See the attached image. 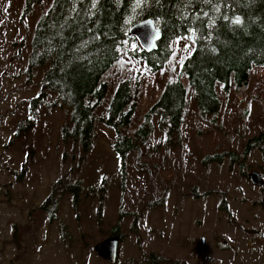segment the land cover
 Returning <instances> with one entry per match:
<instances>
[{
    "label": "rangeland",
    "instance_id": "rangeland-1",
    "mask_svg": "<svg viewBox=\"0 0 264 264\" xmlns=\"http://www.w3.org/2000/svg\"><path fill=\"white\" fill-rule=\"evenodd\" d=\"M52 4L43 0L27 14L26 0H0V264H112L95 246L114 230L116 264H264V187L249 178L253 170L264 176V150L249 146L264 132V67L244 85L218 83L220 107L205 116L182 70L194 38L173 39L158 70L128 44L102 78L107 93L85 150L64 137L65 102L42 94L45 70L29 68L37 22ZM124 80L135 107L126 135L169 82L187 88L181 126L171 129L155 113L125 169L117 132L102 120Z\"/></svg>",
    "mask_w": 264,
    "mask_h": 264
},
{
    "label": "trees",
    "instance_id": "trees-1",
    "mask_svg": "<svg viewBox=\"0 0 264 264\" xmlns=\"http://www.w3.org/2000/svg\"><path fill=\"white\" fill-rule=\"evenodd\" d=\"M42 1L26 0L25 12L31 13ZM148 17L163 34L152 52L140 48L129 34L135 23ZM182 36H191L196 43L183 64V73L196 92L202 114L212 115L220 107L218 83L226 90L232 78L237 85H244L255 66L264 67V0H53L37 22L29 68L44 69L42 94L54 91L68 106L70 123L64 128L65 139L89 150L96 125L95 108L108 88L102 78L128 44L136 43L130 54L144 58L148 67L158 70L172 55L171 41ZM132 100V84L124 80L102 119L117 132L114 149L123 169L138 140L143 143L150 135V119L155 113L171 129L181 126L187 88L181 80L169 82L146 121L134 135H126L123 131L135 111L134 105L130 106ZM29 123L26 119L25 125ZM249 146L264 150V132L253 137Z\"/></svg>",
    "mask_w": 264,
    "mask_h": 264
},
{
    "label": "water",
    "instance_id": "water-1",
    "mask_svg": "<svg viewBox=\"0 0 264 264\" xmlns=\"http://www.w3.org/2000/svg\"><path fill=\"white\" fill-rule=\"evenodd\" d=\"M129 34L134 36L143 50L152 52L158 48V42L162 38V30L157 26L151 17L145 18L135 23L129 30ZM249 178L254 185L264 186V178L257 170L249 174ZM120 236L111 235L100 241L95 246L96 253L104 260L116 264L119 255Z\"/></svg>",
    "mask_w": 264,
    "mask_h": 264
},
{
    "label": "snow or ice",
    "instance_id": "snow-or-ice-1",
    "mask_svg": "<svg viewBox=\"0 0 264 264\" xmlns=\"http://www.w3.org/2000/svg\"><path fill=\"white\" fill-rule=\"evenodd\" d=\"M237 23H239L240 21H239V19H237V21H236Z\"/></svg>",
    "mask_w": 264,
    "mask_h": 264
},
{
    "label": "flooded vegetation",
    "instance_id": "flooded-vegetation-1",
    "mask_svg": "<svg viewBox=\"0 0 264 264\" xmlns=\"http://www.w3.org/2000/svg\"><path fill=\"white\" fill-rule=\"evenodd\" d=\"M262 175V174H261ZM262 177L264 178V176L262 175ZM258 186V185H257ZM262 187H264V186H262ZM262 264V263H261Z\"/></svg>",
    "mask_w": 264,
    "mask_h": 264
}]
</instances>
